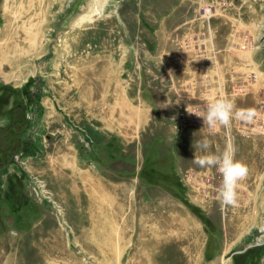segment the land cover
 <instances>
[{
    "label": "rangeland",
    "instance_id": "obj_1",
    "mask_svg": "<svg viewBox=\"0 0 264 264\" xmlns=\"http://www.w3.org/2000/svg\"><path fill=\"white\" fill-rule=\"evenodd\" d=\"M237 2L236 49L246 53L249 27L264 35V0ZM100 10L107 16L90 25ZM258 44L264 120V37ZM221 55L216 72L233 70ZM0 60V245L55 241V264H264V157L259 166L256 152L240 159L249 176L236 206H222L217 168L196 177L187 167L186 113L202 67L194 64L187 82L184 0H0ZM78 174L118 199L120 211H90ZM106 232L112 255L87 249ZM183 232L192 245L184 259Z\"/></svg>",
    "mask_w": 264,
    "mask_h": 264
},
{
    "label": "bare ground",
    "instance_id": "obj_2",
    "mask_svg": "<svg viewBox=\"0 0 264 264\" xmlns=\"http://www.w3.org/2000/svg\"><path fill=\"white\" fill-rule=\"evenodd\" d=\"M237 7V0H184V78L187 82L191 81L193 78V69H191V67L194 64L196 67V63L200 64L202 67L198 77L201 81L198 89V99L196 100V104L191 107L190 111L192 113H186V124L189 131V136L187 138V147L189 148L187 152V167L191 172L193 171L192 174L196 175V177L202 175L206 168H202L193 162L195 156L199 157L209 153L219 155L224 151L229 139H231L236 146L237 151L235 158L237 160L241 161L240 159L246 156L251 157L254 152H256V157L259 158L256 159L257 166H259L264 157V152L261 151L260 148V144L263 145L264 120L260 117V112L256 104L259 98V78L262 77V72L252 59L254 48L258 49V46L256 45L262 40L264 35L262 32L258 34L257 37H254L256 29L254 30L252 27H249L248 30L250 31L246 34L248 36L247 38L243 36L245 39L242 43L248 47L250 51L242 53L240 50L236 49L235 39L241 34L240 32L243 31L242 26L244 24V16L241 13L239 15L235 14L237 11L239 12ZM105 16L107 15L104 11L100 10L87 20V22L91 25ZM85 21L86 19L80 20V22L76 24V27L81 28ZM113 21L114 20L111 22ZM260 29L264 30V20L261 22ZM87 35L88 34L83 36L82 43L75 45L74 50L84 48L83 45ZM190 50H193L192 52L197 58L193 60L191 67L189 68L187 63ZM197 50L202 51L199 52ZM221 53H224L225 56L229 57L230 66L235 62V68L233 70L229 69L224 72H216V67L219 66V60L222 57ZM222 97L233 102L235 106L234 111L253 108L257 111V116L252 122L246 123L236 118L234 115L230 128L225 129L219 125L214 129L210 128L207 124H204L208 107L211 103ZM205 138L211 141V146L207 152L198 148L196 145L197 141H201ZM258 169L259 168L256 167V170ZM208 170H210V168ZM197 172H199V174H197ZM218 173L223 182L222 174L219 171ZM77 176L84 184V193L86 197L84 203H86L90 211L95 209L104 212L106 215L111 211H120L119 209L121 205L119 204V200L101 193V186L98 183H94V178H90L88 174H78ZM70 186L73 191L76 190L74 183H70ZM112 187L115 189L120 188L115 185H112ZM120 196L124 200L126 199V194L124 192L119 195V199ZM81 204L82 201L77 199L76 205L80 206ZM130 208L134 209L132 206ZM141 211L143 212V209ZM102 214L103 213H101V215ZM130 214L132 215V212H130ZM140 228L141 230L143 229L142 226H140ZM262 230L264 231V228ZM150 231L153 236L159 238V232L156 230V227H152ZM108 233L109 232L105 233L104 238L100 240L99 244H96L95 242L91 245H87V249L90 251L96 250L94 252H97L98 254L103 253L104 255H112L113 249L110 241L111 237ZM179 236V238L183 240L184 232L180 233ZM140 238L142 240L143 237ZM39 240L40 239L34 240L36 246H38ZM159 244L161 246L163 243L160 242ZM185 244L186 243H184L183 240L178 248L182 259L185 257L189 258L192 255V245L190 243ZM14 245L15 243H10L8 246L0 245V256L4 258V255H7L5 259L0 257V264H46V260H48L47 264H55L54 255L61 251V248L55 241L45 244V247H47L45 249H43V247L29 248L25 247L26 245L22 246L19 244L16 249L20 251V254H17L18 252H16V249L13 250ZM7 249L10 250L9 253L7 252ZM166 252V249L162 251L160 258L165 259Z\"/></svg>",
    "mask_w": 264,
    "mask_h": 264
},
{
    "label": "clouds",
    "instance_id": "obj_3",
    "mask_svg": "<svg viewBox=\"0 0 264 264\" xmlns=\"http://www.w3.org/2000/svg\"><path fill=\"white\" fill-rule=\"evenodd\" d=\"M107 4V0H104ZM233 102L227 98H219L211 103L208 107L204 124L210 128H216L217 125L230 128L233 116L250 123L257 116V111L253 108L240 109L234 111ZM196 145L204 151H208L211 146V141L207 138L197 141ZM236 146L231 139L228 140L224 151L217 155L209 153L199 157L195 156L194 163L202 168L215 167L223 176V184L220 190V201L222 206H236L238 203V188L240 182L249 174V168L243 162L235 158ZM259 239V238H258Z\"/></svg>",
    "mask_w": 264,
    "mask_h": 264
}]
</instances>
